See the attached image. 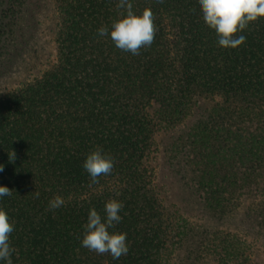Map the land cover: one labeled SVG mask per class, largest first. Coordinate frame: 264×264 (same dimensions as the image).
I'll use <instances>...</instances> for the list:
<instances>
[{"label": "trees", "instance_id": "trees-1", "mask_svg": "<svg viewBox=\"0 0 264 264\" xmlns=\"http://www.w3.org/2000/svg\"><path fill=\"white\" fill-rule=\"evenodd\" d=\"M132 3L157 28L139 55L97 36L120 18L117 0H0V89L18 81L0 94L13 264H264V18L225 49L198 0ZM50 7L53 59L23 80ZM97 146L115 164L91 184L82 165ZM57 195L64 206L49 210ZM110 199L124 205L119 260L80 244L89 209L103 216Z\"/></svg>", "mask_w": 264, "mask_h": 264}, {"label": "clouds", "instance_id": "clouds-1", "mask_svg": "<svg viewBox=\"0 0 264 264\" xmlns=\"http://www.w3.org/2000/svg\"><path fill=\"white\" fill-rule=\"evenodd\" d=\"M163 2V0H157ZM117 8L121 9L120 18L111 26L97 29L98 37H108L114 46L132 55H139L141 48L152 45L157 31L155 17L150 8L137 14L133 10L132 0H117ZM198 6L206 26L217 36V44L225 49H235L246 40L243 33L258 19L264 18V0H198ZM15 159L11 152L9 160ZM114 158L97 146L90 151L84 162L83 169L88 174L91 184L99 183V177L110 175L114 169ZM0 165V172H3ZM34 198L40 193L32 192ZM12 190L0 185V199L11 196ZM65 200L57 195L49 201V210L64 206ZM124 205L121 201L110 199L105 202L103 216L93 207L89 209L87 221L82 226L80 237L81 247L97 254L108 253L113 260H119L129 252L127 234L115 231V226L122 221L120 215ZM111 230V231H110ZM14 231V223L8 213L0 207V264H13L15 252L10 243V234Z\"/></svg>", "mask_w": 264, "mask_h": 264}, {"label": "rangeland", "instance_id": "rangeland-1", "mask_svg": "<svg viewBox=\"0 0 264 264\" xmlns=\"http://www.w3.org/2000/svg\"><path fill=\"white\" fill-rule=\"evenodd\" d=\"M57 15L54 13L52 7H50V10H48V13L46 15V18L42 20L41 28H42V35H41V45L39 48V52L37 55V66L33 67V71L30 73L28 72L27 74L22 77V79H30L33 78L37 74V72L43 70L49 65V61L53 59V54H54V44H53V37L57 25ZM18 81H11L8 83V85L3 89H0V94L4 92V90H11L17 86ZM182 209L183 214H187L189 216H194L199 217V212L200 208L198 209L192 205H183L180 206ZM224 230H235L233 228V220H228V222L224 223Z\"/></svg>", "mask_w": 264, "mask_h": 264}]
</instances>
